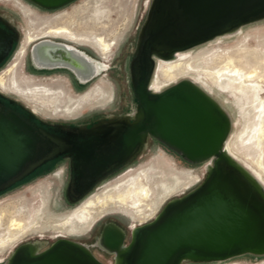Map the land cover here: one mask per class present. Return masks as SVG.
<instances>
[{
	"label": "water",
	"instance_id": "water-1",
	"mask_svg": "<svg viewBox=\"0 0 264 264\" xmlns=\"http://www.w3.org/2000/svg\"><path fill=\"white\" fill-rule=\"evenodd\" d=\"M32 1L53 8L69 0ZM177 1L182 15L189 13L194 17L192 33L152 35L159 46L197 43L264 15V0ZM148 42L142 45L141 62L145 61ZM137 77L141 119L135 121V127L163 140L190 161L216 155V163L222 158L228 124L205 94L186 82L149 94L145 70L139 69ZM4 99L0 93V190L63 149L61 142L34 129L33 112L20 106L25 116L11 107L13 100L8 105ZM56 242L36 256L15 258L10 264H98L76 247ZM245 252L264 253V199L223 161L208 171L200 186L170 201L153 222L141 226L125 264H180L184 258L225 260ZM119 264H123V259Z\"/></svg>",
	"mask_w": 264,
	"mask_h": 264
},
{
	"label": "rangeland",
	"instance_id": "rangeland-1",
	"mask_svg": "<svg viewBox=\"0 0 264 264\" xmlns=\"http://www.w3.org/2000/svg\"><path fill=\"white\" fill-rule=\"evenodd\" d=\"M153 5L154 0H75L55 10H46L41 9L32 0H0V15L7 17V20L13 25L18 34H20V39L14 52L15 59L11 60L0 71V77L4 78L6 84L9 83V77L13 74L18 84L23 88L45 87L55 92H62L59 101L60 105L69 103L71 99H76L97 85L110 91L112 98L104 104H95L90 107H83L79 112L69 116L65 114L63 108L56 111L42 106L39 102L28 103L11 90H4L0 87V90H2L0 93L4 97H8L16 102L19 106L33 112V114L38 116V118L46 122L81 123L88 120L93 114L97 117L108 116L110 118L130 115L135 121L140 120L141 107L136 95L137 81L133 69V61L136 56V50L139 47L147 29ZM21 7L26 8L29 13L25 15ZM26 16L32 18L59 17V19L62 18V20L58 21L59 26L66 25L73 29L76 33H85L89 35L87 37L93 38L102 37L104 40L110 42L112 44V48L107 54L105 61L107 70L100 71L97 69V62L102 61V58L98 54L97 49L92 45L93 43L91 41H87L86 39H80V41L83 40L81 42L85 45L82 46V50L89 56V72L91 78L90 82L84 85L77 84L74 81L72 74L67 71L62 70L53 74L47 73L45 75L44 72H41L32 66H26V68H24L25 53H21L20 51L28 47L26 44L28 40L27 33L29 31L34 33L33 27L35 26H37V28L46 27L38 20H33L31 23ZM242 24L243 27L240 30L241 32L224 37H220L221 34H219L217 39L201 46L202 48L198 49L196 52L219 46L222 48H233L242 43V40L247 33L253 36L246 40V44L249 47L256 48L258 40H264V15L245 21ZM261 47L262 48H260L259 51L264 50V44ZM196 52L191 53V55H187L185 59L188 60L192 55H195ZM154 60L155 63L147 79V86L152 84L155 76L157 60ZM185 76L197 79V77L193 74L181 76L179 77L180 79H177L178 81L176 80L177 82L163 87L159 92H163L167 88L181 82H186L187 84L197 88L205 94L225 116L228 124V130L224 143L229 142L231 144L239 161L241 163L248 164L253 167V169L257 167L255 164L256 161H260L262 163V167L264 168V139L261 140L262 142H260L259 145H254L252 150L248 151V156L244 155L245 150L243 148L240 149L239 140H237V136L242 134L244 130L243 128L249 124V119L243 115L240 109V105H242L243 102L241 97L235 94H231L233 97H230L213 87L210 83L207 84L210 88H212L213 92H208L202 89L199 85L195 84L192 80L182 79V77ZM262 96H264V93ZM33 106L36 107V111L33 110ZM140 142L141 149L138 160L134 164L123 167L117 176L112 178L111 181L106 182L99 190L96 191L95 196L89 197L88 199L95 198L97 195L102 194L106 190H114L113 188L115 185L122 183L130 176L135 175L142 170H147L148 175L152 176L153 179L150 180L151 184L153 181L167 178L171 174L184 177L191 174L192 178L187 182V187H184L164 198L163 201L158 204L154 213L146 219L145 222L142 221V224H138L142 226L153 222L154 218L164 211L170 201L181 198L200 186L208 175V171L206 169L207 162L211 160L214 164L216 158L211 156L199 162L190 161L176 149L167 144L166 146L158 144L156 141L150 139L147 134L140 135ZM262 178L264 179V177ZM38 185L39 184L36 182L22 184L17 188H14L12 191L0 196V234L6 233L7 227L13 216L20 217L17 213L12 212V210L16 209V207H21L20 204H22L23 209L26 212H29L31 218L35 217L37 209L42 208L43 214L38 217V220L43 221V219L51 216L52 214L58 216L71 214L82 201L87 199L84 198L69 202L66 198L55 194H49V198H47L45 191L40 192V186ZM23 197H32V204H25V199ZM46 205H48V209L50 211L47 210ZM101 210L115 211L120 210V207L112 203H109L104 208L97 205L94 207L93 214L97 216ZM123 214L129 217V215L125 213ZM110 225H116L124 230L126 234L125 243H130V222L125 217L115 212L102 219L86 236L80 238H69L91 250L102 264H115V255L113 252L99 243L103 230ZM39 231L40 230L27 232L10 245L1 249L0 258L5 262V264H7L18 249L23 246L22 244L26 245L28 242L33 241L42 242L45 243L42 248L43 250L47 248V246H52L57 240L64 238L58 237V239H56L55 233L52 231L44 232L41 238L33 235L24 238L27 234ZM54 231L57 230L54 229ZM15 242L17 243L11 246ZM224 263L264 264V253L255 254L245 252L226 260H195L191 258H184L180 262V264Z\"/></svg>",
	"mask_w": 264,
	"mask_h": 264
},
{
	"label": "flooded vegetation",
	"instance_id": "flooded-vegetation-1",
	"mask_svg": "<svg viewBox=\"0 0 264 264\" xmlns=\"http://www.w3.org/2000/svg\"><path fill=\"white\" fill-rule=\"evenodd\" d=\"M73 1L75 0H69L53 8L44 7L38 4L37 6L41 9L55 10ZM182 14L183 11L177 0H154L153 10L147 29L139 47L136 50V56L133 61V69L137 81L138 70L144 69L148 79L150 71L155 63L154 59L157 60V67L153 82L147 87V92L149 94L153 90H161L163 87L172 84L175 80L180 79L179 77L181 76L193 74L197 77V74L195 73H183L177 75L173 79H166L163 76L161 67L174 66V69H180L181 64L187 60L185 59L187 55H191V53L196 52L198 49L202 48L201 46H204L210 41L203 42V40H201L197 43H193L194 45L190 44L178 47H162L155 42L157 41V38H151L154 34L162 35L164 33H176L182 36L190 35L194 25V17L189 13H184V15ZM44 26L47 27L48 25L45 24ZM161 29L165 30L160 31ZM218 34L219 32H217L216 35H210L209 38L217 36ZM19 39L20 34H18L13 25L7 20V17L0 15V71L11 60L15 59L14 52ZM145 41L148 42L146 58L145 61L141 62L139 54ZM35 45H37L39 49L34 50L33 48ZM83 45L85 44L81 41L75 42L64 37L49 34L48 31L42 32L37 35L25 49L24 68H26V66H32L37 70L44 72L45 75L47 73L53 74L62 70L67 71L72 74L73 79L77 84L84 85L90 82L91 76L89 72V56L82 50ZM97 52L102 58V61L97 62V69L105 71L107 70L105 61L109 52L106 55H102L98 49ZM200 80L210 83L213 87L218 89L206 78H201ZM103 89L104 94L102 97L91 98L80 109L71 113L63 108L65 114L69 116L74 115L83 107H90L95 104H104L108 102L111 100L112 94L107 89ZM224 94L230 97L232 96L228 93ZM9 100L11 99L5 97L4 102L9 105ZM63 105L60 106L63 107ZM11 107L23 115H27L16 102L11 104ZM31 122L35 125L34 129L38 133L45 134L48 137L61 142L63 149L61 150V153L48 159L30 174L15 181L7 188L0 190V196L12 191L14 188H17L22 184L36 182L39 184L38 186H40V192L45 191L47 198H49V194H55L66 198L69 202H73L93 197L96 195V191L99 190L106 182L111 181L112 178L117 176L123 167L134 164L138 160L141 149V134H147L150 139L156 141L162 146H166V143L163 140L155 137L146 130L140 131L138 127H135V120L130 115L110 118L108 116L97 117L93 114L88 120L81 123L46 122L36 116V118L31 119ZM227 145L231 144L228 142ZM23 198L25 199V204H30L32 202V197ZM46 206L48 209V205ZM113 212L122 215L130 222L132 240L133 231L140 226L138 224H142L145 221L139 222L138 220H133L130 216L128 217L124 215L120 210H105L101 212L85 230L78 234H69L60 230L54 231V229L51 230L50 228H45L43 231L40 230L39 232L27 234L24 238L32 235L41 238L44 232L52 231L55 233L56 239H58V237H64L56 243H66L74 246L78 242L70 239L69 237L80 238L86 236L93 230L96 224ZM107 227L117 228V230L121 232L118 243H115V240L112 239V235L114 236L116 233L107 232ZM107 227L104 229L99 243L110 249L116 258L117 251L127 248L130 243H125L126 234L124 230L116 225H110ZM17 242L11 246L15 245ZM44 244L45 243L37 241L28 242L26 245L22 244L23 246L21 247L23 248H20L7 264H10L15 258L16 260L28 259L31 256L38 255L50 247L47 246V248L42 250ZM0 264H5L1 258Z\"/></svg>",
	"mask_w": 264,
	"mask_h": 264
},
{
	"label": "bare ground",
	"instance_id": "bare-ground-1",
	"mask_svg": "<svg viewBox=\"0 0 264 264\" xmlns=\"http://www.w3.org/2000/svg\"><path fill=\"white\" fill-rule=\"evenodd\" d=\"M21 8L25 15L29 13L26 8ZM26 17L31 23L33 20H38L41 24L48 25L45 28H37V26L33 27L34 33H31L30 31L27 33V45H29L37 35L48 31L49 34L64 37L75 42L80 41V39H86L89 42L91 41L93 43L92 45L100 50L102 55H106L112 48V44L104 40L102 37H87L89 36L88 34L76 33L66 25L59 26L58 21L62 20V18ZM242 27L243 24H238L227 31L220 33V37L235 35L238 32H241L240 30ZM218 35L203 40V42H211L217 39ZM251 36L253 35L248 33L245 34L242 43L233 48H222L219 46L200 52L198 51L195 55H192L188 60L184 61L178 70L174 69V66L161 67L163 76L166 79H173L177 75L183 73H195L198 78H206L222 92L235 94L241 97L243 102L242 105H240V109L243 115L249 119V124H247L246 127L244 126V130L242 134L237 136V140H239L240 149L243 148L245 150V156L249 155L248 151L252 150L254 145H259L260 142H262L261 140L264 139V96H262L264 93V50L259 51L264 44V40H258L256 48H252L246 44V40ZM33 49L37 50L39 47L35 45ZM24 51L25 48L20 52L23 53ZM198 78L195 79L190 76L182 77V79L192 80L195 84L208 92H213L212 88H210L206 82ZM177 81L175 80L174 82ZM0 87L4 90L13 91L28 103L39 102L42 106L53 110L65 108L69 113L80 109L91 98H99L104 94V89L97 85L77 97L75 100L71 99L70 103H66L61 107L59 101L62 92H55L45 87L23 88L18 84L13 74L9 77L8 84L5 83L3 77H0ZM159 91L160 89H156L151 91L150 94H156ZM33 107L36 110V107ZM227 143L228 142H225L221 149L222 158H218L214 164L211 160L207 162V171H213L216 165L221 166L223 161H226L230 168L238 175H241L242 178L252 187L255 194H258L259 197L264 199V179L262 178L264 177V168L262 167V163L256 161V168L259 169H253V167L248 164L241 163L235 155L232 146L227 145ZM217 157L218 156L216 155L213 156V158ZM191 178V174H188L187 177L171 174L167 178L155 180L151 184L150 180L153 179L152 176L148 175L147 170H142L139 173L130 176L122 183L115 185L113 188L114 190H106L95 198H87L82 201L71 214L63 216L52 214L43 219V221L38 220V217L43 214L42 208L37 209L35 217L31 218L29 212H26L23 209L22 204H20L21 207L18 206L16 209L12 210L13 213H17L20 217L13 216L7 227L6 233L0 234V250L13 243L16 239L27 232L38 231L45 228L60 230L69 234H78L85 230L95 219L96 216L93 213L94 207L97 205L104 208L109 203H112L119 206L120 211L129 215L133 220H138L139 222L145 221L154 213L156 207L164 198L184 187H187V182ZM103 211L105 210H101L99 214ZM140 228L141 226L133 231L132 243L130 242L127 248L117 251L115 264H119L122 259L123 264H125L126 258L133 246L134 236ZM107 232L116 233L114 236L112 235V239L115 240V243H118L121 232L114 227H107ZM74 247L86 253V255L92 258L96 263L102 264L94 257L91 250L80 243H76Z\"/></svg>",
	"mask_w": 264,
	"mask_h": 264
}]
</instances>
